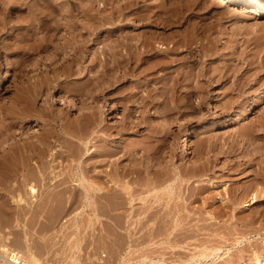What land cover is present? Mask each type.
<instances>
[{
  "label": "rangeland",
  "instance_id": "rangeland-1",
  "mask_svg": "<svg viewBox=\"0 0 264 264\" xmlns=\"http://www.w3.org/2000/svg\"><path fill=\"white\" fill-rule=\"evenodd\" d=\"M0 41L6 245L31 264H264V14L224 0H0ZM132 43L142 60L119 55L95 81L103 49ZM151 151L173 175L204 176L150 183Z\"/></svg>",
  "mask_w": 264,
  "mask_h": 264
},
{
  "label": "bare ground",
  "instance_id": "bare-ground-1",
  "mask_svg": "<svg viewBox=\"0 0 264 264\" xmlns=\"http://www.w3.org/2000/svg\"><path fill=\"white\" fill-rule=\"evenodd\" d=\"M224 3H226L227 5H236V6H238V7H241V8H245V9H257V11H259V13H261V14H264V2L262 1V0H224ZM92 28H93V26L92 27H90V31H92ZM96 28H98V27H96ZM94 30H95V26H94V29H93V31L92 32H94ZM124 30V29H123ZM87 31H88V29H87ZM89 31V32H90ZM91 32V33H92ZM96 32H98V31H96ZM150 32V31H149ZM152 33V32H151ZM80 34H81V32H80ZM89 34V33H88ZM91 35V34H90ZM89 39V38H88ZM93 39V38H92ZM1 42V41H0ZM4 42V41H3ZM2 42V43H3ZM142 43H141V45H143V42H144V45L145 46H147V44H148V42H151L149 39H148V41H147V39L144 41V39L141 41ZM1 43V44H2ZM85 43H86V41H85ZM6 44H8V43H4V44H2V45H0V47H1V49L0 50H2V48L4 47V48H8L7 47V45ZM74 45H75V42L73 43ZM72 44V45H73ZM73 45V46H74ZM137 43H132V44H129V45H127V44H125L124 45V47L125 48H122V50L121 49H118L119 48V45H115V46H111V48L109 49V50H105V49H103V51L101 52V54H103L104 55V59H101L102 60V62L100 61V64H102L101 66H102V68H103V70H101V74L100 73H98V77L96 76V73H95V75H94V72H93V78L94 77H97V78H94V80L96 81V79H97V82L99 83V81L101 80V81H103V75L104 76H108V75H113V74H116L117 73V68L119 69L120 67H121V65L122 64H120L119 65V63L122 61H120V59H122L123 58V60H125V63H126V61H133V60H135V59H137L138 58V61L141 59V55H140V57L138 56L137 57V55H138V51H137V49H139V50H141L139 47L140 46H138V48H137ZM149 45H151V43H149ZM148 45V46H149ZM165 45V44H164ZM164 45L163 46H161L162 48L164 47ZM77 45H75L74 47H72V48H70V49H75L74 51H75V53H77L76 51L81 47L82 48V46L80 45V44H78V47H76ZM80 46V47H79ZM70 47H71V45H70ZM144 47V46H143ZM166 47V46H165ZM178 47H181L180 45L178 46ZM178 47H169V46H167V48L169 49H171V50H174V49H172V48H178ZM3 48V49H4ZM76 48H78V49H76ZM150 48L151 47H149L147 50L148 51H150ZM124 49V50H123ZM126 49V50H125ZM145 49V48H144ZM146 49H145V51H146ZM152 49V48H151ZM164 49V48H163ZM169 49V51H171ZM179 49V48H178ZM80 50V49H79ZM165 50L167 51V49L165 48ZM164 50V51H165ZM5 51V50H4ZM123 51H126V53H124ZM144 51V52H145ZM175 51V50H174ZM7 52H9V51H6V53ZM71 52H73V51H71ZM140 53V52H139ZM141 53H143V51L141 50ZM146 53H147V51H146ZM167 53H169V52H167ZM95 54V53H94ZM179 54V53H178ZM73 55H74V53H73ZM122 57V58H120V56ZM144 55V54H143ZM76 56V55H75ZM109 56L111 57V61H110V58H109ZM146 56V55H145ZM99 57H101V55H99L98 56V54H96V58H99ZM137 57V58H136ZM143 57V56H142ZM148 57H150V56H148ZM94 58V57H93ZM140 58V59H139ZM181 58V61H183L182 59V57H180ZM180 58H179V60H180ZM73 60L74 59H72V63H73ZM142 60V59H141ZM174 60V59H173ZM172 60V61H173ZM178 60V59H177ZM176 60V61H177ZM94 62H95V60H93ZM110 61V62H109ZM112 61H113V63H115L116 62V64H114L113 65V63H112ZM136 61V60H135ZM138 61H136V62H138ZM180 61V62H181ZM117 62H118V64H117ZM174 62V61H173ZM72 63H70L71 65H69V66H73L72 65ZM96 63V62H95ZM98 63V62H97ZM109 63H112V65L111 64H109ZM178 63V62H177ZM183 63V62H182ZM94 64V63H93ZM170 64V63H169ZM171 64H173L172 62H171ZM178 65V64H177ZM180 65V64H179ZM182 65V64H181ZM94 66V65H93ZM92 66V67H93ZM118 66V67H117ZM120 66V67H119ZM169 66V65H168ZM135 67V66H134ZM167 67V66H166ZM177 69L176 70H178V74L180 73V70H181V66L180 67H178V66H175ZM102 68H99V69H102ZM169 68V67H168ZM178 68H180V70L178 69ZM172 69V68H171ZM171 69L169 68V70L167 69V72L169 71V72H171ZM174 70V69H173ZM114 71H115V73H114ZM175 71V70H174ZM111 72H113L112 74H111ZM104 73V74H103ZM172 73H173V71H172ZM172 73H170V74H172ZM99 74L102 76V78L101 79H99L98 80V78H100V76H99ZM103 74V75H102ZM107 74V75H106ZM124 74V76H126V74L125 73H123ZM169 73H167V75H168ZM183 74V73H182ZM9 75V73L7 72L6 74H5V76H8ZM175 75V77H177V74H174ZM174 75H173V78H175L174 77ZM171 76V75H170ZM180 76H178L177 78H175L176 80L179 78ZM170 78V77H169ZM171 78H172V76H171ZM170 78V79H171ZM173 78H172V80H173ZM181 79H182V77H180ZM106 79V78H105ZM104 79V80H105ZM174 79V81H172L173 83L171 84V90H172V94L174 93L175 94V92H173V91H175V89L177 88V90H179L180 88L179 87H177L178 86V82L177 81H179V80H175ZM45 81H47V80H45ZM44 81V82H45ZM94 81V83H97V82H95ZM100 81V82H101ZM176 81V82H175ZM181 82V81H180ZM185 82V84H187L188 82H186L185 80H183L182 81V83H184ZM44 84H46V83H44ZM181 84V83H180ZM185 84H181L180 86H182V88H184L183 87V85L185 86ZM188 85H189V83H188ZM95 86V85H94ZM190 86V85H189ZM195 86V85H194ZM194 86L192 85V87L194 88ZM199 88V86H197L196 85V88ZM179 88V89H178ZM185 88H188V86H185ZM197 88V89H198ZM191 90V89H190ZM194 90V89H193ZM198 90H200V89H198ZM203 90V89H202ZM182 91H183V89H182ZM188 91V90H187ZM178 92V91H177ZM180 92H181V89H180ZM185 92L186 91H184V94H185ZM192 92H194V91H192ZM192 92H190L189 91V93H192ZM199 92V91H198ZM200 92H202V91H200ZM173 94V95H174ZM176 94H178L179 95V92L178 93H176ZM183 94V95H184ZM186 94H187V92H186ZM202 94H203V92H202ZM201 93H200V95H202ZM180 95H181V93H180ZM180 95H179V97H180ZM177 96V95H176ZM178 97V96H177ZM183 97V96H182ZM181 97V102L183 101L184 102V99ZM200 97H202V96H200ZM203 97H205V96H203ZM180 99V98H179ZM203 99H205V98H203ZM200 101H203V100H199V102ZM205 101V100H204ZM180 102V101H179ZM205 103V102H204ZM89 121L90 120H88L87 122H86V124H88L89 123ZM91 122V121H90ZM77 123H79V122H77ZM77 123H75V125L77 124ZM92 123V122H91ZM82 124V123H81ZM80 123H79V125H81ZM90 124V123H89ZM73 125V124H72ZM78 125V126H79ZM68 126H71V125H68ZM82 126V125H81ZM81 126H80V128H81ZM72 127V126H71ZM66 129H68L67 127H65ZM71 128L69 127V129L68 130H70ZM73 129V128H72ZM67 130V131H68ZM83 130V129H82ZM70 131H73V130H70ZM67 132L65 131L64 132V130L61 132V136L63 137V139H65V137H66V134ZM71 133V132H70ZM190 134V132H188L187 130H186V132H185V134L183 135L184 137L185 136H187V135H189ZM185 139H186V137H185ZM33 146V145H32ZM34 146H35V144H34ZM36 148H37V146H36ZM152 152V151H151ZM150 152V153H151ZM53 153H55L54 151H53ZM79 153H80V151H79ZM91 153V152H90ZM156 152H154V154H153V152L151 153V156H149V160L147 161V163L145 162V169H146V172H147V174L149 175V181H150V183H158V182H164V181H166L167 179H169V178H174L173 179V181H175V180H177L178 179V181H179V184H182L183 185V183H184V181H186L185 179H188L189 181H191V182H194V180H200L204 175H202V177L200 176V179H199V176H198V174H199V172H200V174L202 173L201 171H203L204 170V168L206 167V165H204L203 167H200V168H197V167H195L196 165H194V167L193 168H190V169H192V170H189L188 169V167H186V166H184V167H182V166H180V169H178L179 171L175 174V175H173L172 174V172H171V169H168L167 168V166H166V163L164 162V157L162 158V156H158V155H156L155 154ZM159 153V152H158ZM157 153V154H158ZM81 154V153H80ZM182 154L184 155V157H189L190 156V151H189V147H188V145L185 143V142H183V144H182ZM85 155V154H84ZM87 155H89V152H88V154H86L85 156H87ZM91 155V154H90ZM81 161V160H80ZM79 163V165L82 163H80V162H78ZM163 163H165V165L163 164ZM193 165H191V166H193ZM82 167H83V165H81ZM197 166H200V165H198L197 164ZM126 167V166H125ZM134 167H136V166H134ZM186 167V168H185ZM77 168H80V166L79 167H77ZM203 168V170H201ZM126 169H128V168H126ZM126 169H124V170H126ZM197 169H200L199 170V172L196 174V171H197ZM133 170V169H132ZM131 171V170H130ZM130 171H129V173H130ZM173 171V170H172ZM177 171V170H176ZM175 171V172H176ZM76 173V172H75ZM123 173H126V171H123ZM172 174V175H171ZM188 174V175H187ZM76 175V174H75ZM187 178H186V177ZM185 177V178H184ZM171 178V179H172ZM82 178H80V181L79 182H77V183H75L76 185L77 184H79V185H82L83 184V182H85V180L83 181V180H81ZM187 180V182H189ZM172 181V182H173ZM62 182H65V179H63L62 180ZM93 182V181H92ZM97 182V181H96ZM95 182V183H96ZM170 182H171V180H170ZM169 182V183H170ZM86 183V182H85ZM84 183V184H85ZM88 184H90V185H92L91 184V182L90 183H88ZM121 184H124V182L123 183H121ZM127 184V183H126ZM172 184V183H171ZM178 184V185H179ZM186 184H188V183H186ZM193 184V183H192ZM94 185V184H93ZM99 185H101V184H99ZM128 185V184H127ZM190 185V184H189ZM195 185V184H194ZM185 186V185H184ZM188 186V185H187ZM196 187H197V185H195ZM30 190L32 191V192H30L31 194L33 193H36V188L35 187H33V185L31 184L30 186ZM193 187V186H192ZM192 187H190V186H188V190H187V194L186 193H184L186 196H188L189 198H192V200H190L191 202L192 201H199V199H200V197L201 198H203L202 197V194L201 195H198V192H196L195 191V189H192ZM259 189V188H258ZM174 190V189H173ZM200 189H198V191H199ZM171 192H174V191H172V190H170ZM180 191V190H179ZM201 191V190H200ZM257 191V190H256ZM186 192V191H185ZM202 192V191H201ZM259 192H260V189H259ZM258 191L257 192H255L254 194H253V201H251V203L253 204V203H255V202H257V198L261 195V193H259ZM178 194H180L179 192H178ZM200 194V193H199ZM247 194V193H246ZM246 194H244V195H246ZM263 194H264V191H263ZM193 197H192V196ZM243 195V196H244ZM32 196V195H31ZM191 196V197H190ZM207 196V195H206ZM206 196H204V199H208L209 198V195L206 197ZM247 196V195H246ZM248 196H249V194H248ZM206 197V198H205ZM211 197V196H210ZM230 197V196H229ZM234 197H236V196H234ZM234 197H232V198H234ZM187 198V197H186ZM213 198V197H212ZM211 198V200H212V202H213V199ZM216 198L218 199V197L216 196ZM220 198V197H219ZM242 198V197H241ZM245 198H247V197H245ZM245 198H242V203L244 202L245 203V205H250L251 203H248V202H245L243 199H245ZM204 199H203V201H204ZM206 199V200H207ZM224 199V198H223ZM229 199V198H228ZM259 199V198H258ZM201 200V199H200ZM209 200H210V198H209ZM208 200V202L210 203V201ZM220 200V199H219ZM221 200H222V198H221ZM233 200V204H236V201H237V198H236V201L234 200V199H232ZM235 201V202H234ZM240 201V200H239ZM25 202H26V199H25ZM191 202H189V203H191ZM200 202V201H199ZM206 202V201H205ZM224 202H225V200H224ZM227 202H229L226 206L228 207V208H230V209H233V210H236L237 211V208H236V206L234 207L232 204H230V201H226L225 203H227ZM238 202V201H237ZM189 203H188V205H189ZM196 203V202H195ZM209 203H207V204H209ZM215 203V202H214ZM216 203H219V202H216ZM215 203V204H216ZM194 204V203H193ZM213 205V203H212V206H216V205ZM240 204V203H239ZM238 204V205H239ZM200 205H202L201 203H200ZM200 205H198V207L200 206ZM205 205V204H204ZM211 204H209L208 206H210ZM222 205V204H221ZM237 205V204H236ZM240 206V205H239ZM188 207H191V209H192V205L190 204ZM193 207H194V205H193ZM203 207V206H202ZM201 207V208H202ZM211 207V206H210ZM219 207V206H218ZM241 207H244V206H241ZM206 208V207H205ZM215 208V207H214ZM226 208V207H225ZM224 208V209H225ZM239 208V207H238ZM245 208V207H244ZM243 208V209H244ZM247 208V207H246ZM194 209H195V211H194ZM200 209V208H199ZM224 209H222L223 211H224ZM227 209V208H226ZM229 209V210H230ZM198 210V208L196 209V206L193 208V211L194 212H196ZM202 210H204L203 208H202ZM202 210H200V211H202ZM215 210H217V208L215 209ZM214 210V211H215ZM221 210V211H222ZM228 210V211H229ZM232 210V214H234V213H236V212H234ZM192 211V212H193ZM209 211H210V209H209ZM213 210H211L210 212H209V214H207L206 215V217L208 218V219H212V221H209V223H207V224H210L211 226H213L214 225V223H216V221L218 220V215H216V211L214 212ZM227 211V212H228ZM193 212V213H194ZM220 212V211H219ZM225 212H226V210L224 211V214H225ZM229 212H231V211H229ZM234 212V213H233ZM193 213H191V215L193 216ZM162 215V214H161ZM160 215V216H161ZM188 215V214H187ZM186 215V216H187ZM200 215H202V214H200ZM219 215H220V213H219ZM223 215V214H222ZM226 215V214H225ZM159 216V217H160ZM179 217L180 216H182L183 217V215H178ZM188 216H190V215H188ZM187 216V217H188ZM227 216H228V214H227ZM231 216H234V215H231ZM161 217H163V216H161ZM160 217V218H161ZM186 217V218H187ZM194 217V216H193ZM198 217V216H197ZM205 217V218H206ZM230 217V216H229ZM184 218V217H183ZM183 218H180V219H183ZM190 218H192L191 216H190ZM201 218H202V216H201ZM177 219V218H176ZM199 219V218H198ZM244 219H246V218H244ZM179 220V219H178ZM184 220V219H183ZM207 220V219H206ZM249 220V218H247V221ZM176 221V220H175ZM212 224H211V223ZM183 227V226H182ZM229 231H231V229L229 230ZM258 232V231H257ZM259 232H261L260 230H259ZM216 234V233H215ZM248 238V237H247ZM244 239V238H243ZM247 240V239H246ZM241 241V240H240ZM247 241H250V240H247ZM251 242V241H250ZM241 243V242H240ZM6 244L7 243H5L4 242V240H3V237H2V235H1V233H0V245H1V247H5L6 246ZM249 244H245V246L243 247L242 246V248L240 247L239 249L240 250H242V249H245L246 248V246H248ZM16 249V248H15ZM219 249V248H218ZM19 252H22V254L25 256V258H26V260H27V262L29 263V264H31V262L29 261V258H28V256H27V254L26 253H24V251H21V250H19V249H17ZM215 252V251H214ZM213 253V252H212ZM216 253V252H215ZM207 255H210V254H207ZM213 255H215V254H213ZM27 263V264H28Z\"/></svg>",
  "mask_w": 264,
  "mask_h": 264
},
{
  "label": "built area",
  "instance_id": "built-area-1",
  "mask_svg": "<svg viewBox=\"0 0 264 264\" xmlns=\"http://www.w3.org/2000/svg\"><path fill=\"white\" fill-rule=\"evenodd\" d=\"M27 260L22 252L17 249L6 245H0V264H27ZM29 264V263H28Z\"/></svg>",
  "mask_w": 264,
  "mask_h": 264
}]
</instances>
